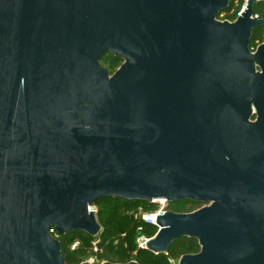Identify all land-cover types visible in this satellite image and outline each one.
<instances>
[{"label": "water", "instance_id": "1", "mask_svg": "<svg viewBox=\"0 0 264 264\" xmlns=\"http://www.w3.org/2000/svg\"><path fill=\"white\" fill-rule=\"evenodd\" d=\"M231 3L0 0V264H67L49 231L98 237L105 198L203 205L158 216L157 255L264 264V18Z\"/></svg>", "mask_w": 264, "mask_h": 264}, {"label": "rangeland", "instance_id": "2", "mask_svg": "<svg viewBox=\"0 0 264 264\" xmlns=\"http://www.w3.org/2000/svg\"><path fill=\"white\" fill-rule=\"evenodd\" d=\"M237 9L238 8L235 4L228 13H223V17L219 16L218 19L221 21H226L227 17L235 14ZM94 206L98 212L100 206ZM101 207L103 210L98 220L102 226V231H106L110 237L105 239L93 238L91 241H87L84 238L75 235V237L72 239V242H80V247H82V245L84 246L85 243L87 247V256L84 258L83 262H90L91 264H103L105 262H109L108 260H111L114 262V264H121L122 261H125L126 263L135 261L139 264H179V260L183 255L190 254L188 248H184L181 253L168 252L161 257H157L151 252L145 251L144 249L139 250L140 248L137 243V237L140 234V231L135 222V214L139 210H155L157 209L155 205L148 203H134L132 205L123 204L115 210L114 203L110 201ZM202 207L203 205H194L191 202L181 201L171 203L170 207L168 208L170 211H175L177 213H191L201 209ZM142 232V234L153 236L157 233V230L151 227H145ZM63 237L70 238L71 235ZM101 240L108 245L107 252L109 255L107 256H104V254H102L103 250L99 248V243H101ZM102 245V247H104V244ZM100 250H102V252H100ZM199 252L200 247L198 252L191 254H197Z\"/></svg>", "mask_w": 264, "mask_h": 264}, {"label": "trees", "instance_id": "3", "mask_svg": "<svg viewBox=\"0 0 264 264\" xmlns=\"http://www.w3.org/2000/svg\"><path fill=\"white\" fill-rule=\"evenodd\" d=\"M245 2H246V0H232L230 8L227 11L222 12L221 14L228 13L230 11V9L233 8L234 5L236 4V7L238 8L236 10V13L233 14L232 16H228L227 17L228 21H235L238 18V14L241 12L242 7L245 5ZM219 16H221V15H219ZM255 16H257V17H259L261 19L264 18V2H258L255 5ZM263 40H264V27L255 29L254 32H253V37H252L251 44H250L251 49L254 50L259 44H261L263 42ZM101 62L108 69L110 74H113L123 63V61L121 59L113 56L112 54L105 55ZM110 201H112L114 203L115 210L120 205H123V204H129V205L134 204L132 202H126V201H123V200H120V199H115V198L102 199V200L98 201L97 203H95V205L100 206V209H98V212L96 214L98 219H99L100 214H101V212L103 210V208L101 206L105 205L106 203H108ZM141 204H144V203H141ZM192 204L200 205V204H195V203H192ZM135 222H136L138 228L143 224L140 220H135ZM145 227H151V226H145L144 225V228ZM151 228L156 230V228H154V227H151ZM75 235H78V236H80L81 238H84L87 241L88 240L91 241L93 239L92 237H90V236H88L86 234H82V233H77ZM75 235H71L70 238L63 237V236H61V238H60V241L62 243V248H63V255H64L65 259H66L67 264H82L83 261H84V258L87 256V252H86L87 251V247H86L85 243H84V246L82 245V247H80L76 251H73V252L70 251L69 246L72 243V239H73V237H75ZM108 237H110V236L106 233V231H102L101 234L98 237H96V238L105 239V238H108ZM102 244H104V247H102L103 246ZM199 247L200 246H199V243H198L197 240L183 238V239H180V240L176 241L171 246V248L169 249L168 252L181 253V251L184 248H188L189 253L191 254V253L198 252L199 251ZM99 248L103 250L102 254H104V256L109 255V253L107 252L108 245L104 241L101 240V243H99ZM139 250H142V249H139ZM145 251L151 252L149 250H145ZM151 253L154 254L157 257H161V256L164 255V254H158L157 255V254H155L153 252H151ZM108 261L109 262H113L111 260H108ZM123 263H126V262L122 261L121 264H123Z\"/></svg>", "mask_w": 264, "mask_h": 264}, {"label": "built area", "instance_id": "4", "mask_svg": "<svg viewBox=\"0 0 264 264\" xmlns=\"http://www.w3.org/2000/svg\"><path fill=\"white\" fill-rule=\"evenodd\" d=\"M258 2H264V0H257ZM244 8V7H243ZM242 12V11H241ZM221 17H223V14H221ZM255 18H258V19H261L257 16H255ZM155 207L157 209L155 210H152V211H142V210H139L136 212L135 214V218L136 220H140L143 224L138 228L139 231H140V235L138 236L137 238V243H138V246L140 249H144V250H148V242H150L152 239L155 238V236L157 235V233L159 232L160 230V227L157 225V218L158 216H161L163 214H165L167 211H169V208L170 207V204L165 201V200H159L157 202V204L155 205ZM90 212H94L95 214H97V211L95 209V206H92L89 208ZM144 225L145 226H151V227H154L156 228L157 230V233L154 234L153 236H148L146 234H142L143 230H144ZM49 233L56 239L60 240L61 236L57 233L56 229L55 228H52ZM81 246V243L78 242V241H74L70 244L69 248H70V251L73 252V251H76L77 249H79ZM100 252H102V250H100Z\"/></svg>", "mask_w": 264, "mask_h": 264}, {"label": "flooded vegetation", "instance_id": "5", "mask_svg": "<svg viewBox=\"0 0 264 264\" xmlns=\"http://www.w3.org/2000/svg\"><path fill=\"white\" fill-rule=\"evenodd\" d=\"M101 61H102V60H101ZM115 72H116V71H115ZM115 72H114V73H115ZM114 73H113V74H114ZM113 74H110V75H113ZM256 120H257V116H254V117L251 119L252 122H255Z\"/></svg>", "mask_w": 264, "mask_h": 264}]
</instances>
